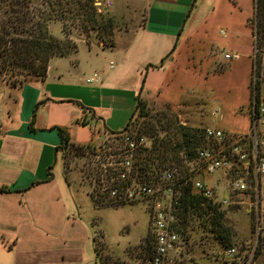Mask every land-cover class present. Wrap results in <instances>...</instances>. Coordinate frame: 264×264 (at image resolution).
Listing matches in <instances>:
<instances>
[{"label": "rangeland", "instance_id": "rangeland-1", "mask_svg": "<svg viewBox=\"0 0 264 264\" xmlns=\"http://www.w3.org/2000/svg\"><path fill=\"white\" fill-rule=\"evenodd\" d=\"M50 1L56 7L53 13L58 12L57 0ZM59 1L66 8V34L77 43V50L51 59L45 85L63 95L66 94L69 70L77 66V72L84 78L95 71L101 73L110 60L117 64V51L115 46L107 45L109 40L114 38L117 50L122 49L126 41L122 35L124 30L111 17V7L96 10V20L90 23L86 14L76 15L69 11L74 6L73 0ZM123 1L113 0L114 8L121 10ZM199 3L200 7L192 15L162 70L149 76L146 82L143 80L144 85L138 93L117 92L114 97L105 96L103 101L97 95L84 97L90 108L68 126V136L77 138L81 145L88 142L83 144L85 146L102 140L111 144L115 137L111 132L123 130L133 114L128 127L131 132H141L140 127L149 120L175 118L190 128L219 127L232 135L249 132L252 85L258 86L260 96L264 95V43L258 47L256 42L260 33L257 36L255 1L199 0ZM30 5L36 15H48L50 7L45 0H31ZM124 14L130 21L134 18L128 10L124 9ZM118 19L122 17L118 16ZM109 20L113 22L112 26ZM47 27L52 35L63 38L61 20H48ZM100 42L104 47L99 45ZM226 52H237L239 57L227 59L224 57ZM12 80L10 74H0V85L5 83L9 88ZM151 81L155 86H150ZM93 85L84 81L78 86ZM67 92L71 93L70 90ZM138 97L140 106L135 112ZM64 161V178L83 197V222L89 236L83 255L85 263L137 264L150 228V202L124 201L96 207L89 194L96 175L92 156L69 153ZM193 176L214 187L217 198L229 195V180L223 174H203L195 170ZM259 187L257 197L253 194L251 199L244 198L242 204L223 207L226 209L223 222L233 233L229 245L222 243V231L221 236L218 233L222 227L210 229L209 216L205 215L207 220L203 222L198 215L191 214L185 227L189 244L182 264H229L232 257L225 252L228 247L243 252L242 260L237 264H264V175ZM250 200L255 205L250 207ZM13 263L15 260L0 250V264Z\"/></svg>", "mask_w": 264, "mask_h": 264}, {"label": "crops", "instance_id": "crops-1", "mask_svg": "<svg viewBox=\"0 0 264 264\" xmlns=\"http://www.w3.org/2000/svg\"><path fill=\"white\" fill-rule=\"evenodd\" d=\"M199 4V0H124L122 9L116 10L113 2L111 17L124 30L126 42L117 50L114 41L117 64L93 72L100 76L93 87L78 86L88 77L80 75L77 66L66 74L63 95L45 85L49 67L46 80L9 88L0 85V250L15 264H86L84 202L64 178L66 146L59 128H69L90 108L84 97L97 95L103 101L117 92H140L143 80L155 76L171 57ZM124 9L133 13L135 24L125 18ZM150 86H155L153 81ZM68 137L69 143L81 145L71 134Z\"/></svg>", "mask_w": 264, "mask_h": 264}, {"label": "built area", "instance_id": "built-area-1", "mask_svg": "<svg viewBox=\"0 0 264 264\" xmlns=\"http://www.w3.org/2000/svg\"><path fill=\"white\" fill-rule=\"evenodd\" d=\"M92 3L101 11L110 8L113 0H92ZM224 57L235 59L239 54L226 52ZM113 66L114 61L110 60L109 67ZM99 81L97 73L86 78L88 83ZM259 93L258 99L254 94L252 124L247 134L232 135L219 127H207L203 131V144L191 160L184 159L181 166H165L153 179L140 178L133 165L137 151L150 145L151 138L147 135L127 130L114 134L111 144L102 140L85 150L83 154H90L96 164L90 193L94 199L104 194L115 202H150L148 231L153 237V246L151 254L140 256L137 264H182L189 244L188 233L182 226V212L188 205L187 188L220 207L242 204L244 198L260 194L264 175V95ZM195 170L203 174H223L229 180V195L217 198L214 187L193 176ZM249 205L255 202L250 200ZM225 252L232 257L229 264L242 260L243 252L236 247H228Z\"/></svg>", "mask_w": 264, "mask_h": 264}, {"label": "trees", "instance_id": "trees-1", "mask_svg": "<svg viewBox=\"0 0 264 264\" xmlns=\"http://www.w3.org/2000/svg\"><path fill=\"white\" fill-rule=\"evenodd\" d=\"M31 0H0V74L3 76L10 74L13 80L11 86L21 85L32 80L44 79L50 61L54 56L67 55L77 50V43L69 39L66 34V8L57 0L58 12L53 13L56 7L50 0H45L50 7L48 15L41 17L36 15L35 9L30 5ZM255 1L256 14V32L260 35L259 40L256 38L258 47L264 43V0ZM74 6L69 8L70 12L76 15L86 14V19L90 23L96 20V9L92 0H73ZM75 8V10H74ZM58 19L62 21L63 38H57L50 33L47 27V21ZM110 21V25L113 22ZM95 23V22H94ZM86 34L87 32L84 31ZM108 46H114V38L109 40ZM89 43V42H87ZM106 44V43H105ZM104 46V45H103ZM18 78V79H17ZM258 86L252 85L251 96L258 99ZM139 97L137 98L136 109L139 108ZM251 105H254L252 99ZM134 112V113H135ZM134 115V114H133ZM130 117L125 128L119 132H111V134H119L129 130L128 127L132 120ZM141 132L137 134L147 135L151 138L150 145L139 149L135 156L133 165L137 175L142 179H153L158 172L165 166L183 165L184 159L191 160L196 149L203 144V131L199 128H190L179 123L175 119H154L145 122L140 127ZM64 149L63 157L67 154L80 155L85 152L89 145H74L69 143V137L66 129L59 128ZM65 165V161H64ZM66 169H68L66 162ZM185 199L188 205L185 206L182 214V226L186 227L191 214L198 215L205 222L210 217V229L218 227L219 235L222 231V243L229 245L232 238L230 226L223 222L226 209L218 204H213L205 200L198 194H193L186 189ZM91 195V194H90ZM92 200L96 207H100L103 203H118L109 199L104 194H98L97 199ZM153 246V237L148 231L145 237V243L142 255H150ZM95 251L97 253L96 247ZM98 255V253H97ZM100 259V258H99Z\"/></svg>", "mask_w": 264, "mask_h": 264}]
</instances>
